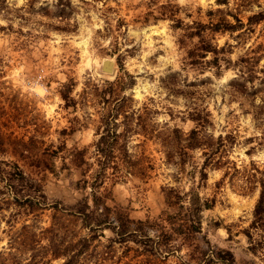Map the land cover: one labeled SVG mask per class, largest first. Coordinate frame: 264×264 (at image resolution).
Instances as JSON below:
<instances>
[{"label": "rangeland", "instance_id": "obj_1", "mask_svg": "<svg viewBox=\"0 0 264 264\" xmlns=\"http://www.w3.org/2000/svg\"><path fill=\"white\" fill-rule=\"evenodd\" d=\"M202 41L210 42L215 53L205 52L199 58L203 63H190L186 51ZM213 56L218 65L209 61ZM103 60L109 61L110 71L101 69ZM247 70L252 83L246 86L255 89L247 98L256 103L264 95V0H0V250H7V234L22 223L44 244L41 229L50 221L47 204L24 210L3 188V176L14 171V164L39 183L48 203L58 200L66 206L81 195L74 187L79 167L60 155L76 146L85 147L89 156L105 110L94 91L108 81L114 92L132 98L130 123L137 122L138 113L147 127L186 131L195 125L188 114L199 110L212 136L234 134L223 157L237 167L253 161L261 168L264 127L255 126L250 112L243 111L246 102L229 93V81L241 71L245 77ZM62 91L72 104L64 103ZM143 134H132L128 145L150 166L149 176L107 178L101 189L107 204L119 206L132 219L155 217L173 209L164 202L165 184L184 190L192 184L199 196L214 199L211 208L201 211L199 231L177 241L175 250L157 256L155 263L174 264L194 246L209 243L221 253L228 250L235 264H264V251H250L245 234L257 190L240 192L228 177L220 179L222 171L214 167H206L201 180L197 173L192 181L183 174L174 180L160 147ZM60 140L64 151L49 156ZM188 152L196 164L203 159L197 148ZM21 182L11 180L18 193L29 192ZM251 231L255 239L263 235L259 229ZM114 247L120 253L116 243ZM40 255L46 262L37 264L63 261L50 258L46 250Z\"/></svg>", "mask_w": 264, "mask_h": 264}, {"label": "trees", "instance_id": "obj_2", "mask_svg": "<svg viewBox=\"0 0 264 264\" xmlns=\"http://www.w3.org/2000/svg\"><path fill=\"white\" fill-rule=\"evenodd\" d=\"M173 19L180 22L178 18ZM195 31L194 33L199 35L200 30ZM197 46L186 51L189 59L192 57L190 63H203L206 60L199 58H203L205 52L215 53V47L211 46L210 42L202 41ZM195 55L198 58H195ZM209 61L216 63V57L213 56ZM242 61L247 62V59ZM241 73L229 81V93L246 102L248 107L243 111L250 112L256 122L255 126L260 124L264 127V95L256 103L247 98L255 94L252 84L246 86L245 83L247 81L252 83V74L251 70H247L248 74H245V77ZM113 84L108 81L104 87L96 90V94L94 91L96 102L105 110L100 116L98 135L92 143L89 156L85 155V147L76 146L66 149L65 155H60L63 159L67 157V162L79 167L80 170V177L74 180V187L81 189L82 193L74 202L66 206L58 200L48 203L39 183L26 177L16 164L14 171H7L3 176L6 179L3 181V188L14 195L18 206L32 211L39 208V205L47 204L51 208V213L49 224L41 229L45 243L40 244L41 238H35L30 225L22 223L7 234V250H0V264L46 262L40 255L45 250L50 258L62 257L61 264H156L157 256L174 251L180 241L199 231L201 211L211 208L214 199L199 196L192 184L185 190L170 184L161 186L166 207L173 209H164L155 217L132 219L119 206L105 202V194L101 189L107 178L149 176L146 167L150 166L144 164L143 157L136 154L128 145L129 137L138 133H144L143 135L157 143L163 152L164 162L170 165L176 174L173 176L174 180L183 174L192 181L194 173H197L201 180L206 177L204 169L214 167L221 169L220 179L228 177L231 185L240 192L257 190L245 234L250 251L254 253L257 247L264 251V164L259 168L255 162L250 161L248 165L237 167L232 160L223 157L221 152L224 153L234 142V134L227 131L212 136L205 131L204 122H207V118L199 110L188 114L195 125L186 131L176 126L164 130L147 127L138 113L135 117L137 122L130 123L134 111L132 98L121 93V90L114 92ZM69 85L70 83L65 87H70ZM166 86L172 91L173 84L168 83ZM249 87L251 89L248 90ZM61 96L66 105L73 101L67 91H62ZM64 148V141L60 140L54 148L49 149L48 155L55 156ZM195 148L203 155L199 164L189 159L188 150ZM62 164L66 165L64 160ZM186 164H189L190 169L185 171ZM9 177L19 183L23 181L29 192L18 193L19 190H15L11 183L12 179L7 181ZM86 188L88 190L83 194ZM3 191L0 190L4 193ZM104 229H107L110 235H105ZM257 229L261 230L263 235L255 239L251 230ZM115 243L120 248L118 254L115 253ZM206 245L205 248L194 246L187 253V258L174 264H235L228 250L221 253V248L214 249L209 243ZM23 253L27 254L24 258L21 257ZM124 257L127 259L123 260Z\"/></svg>", "mask_w": 264, "mask_h": 264}, {"label": "water", "instance_id": "obj_3", "mask_svg": "<svg viewBox=\"0 0 264 264\" xmlns=\"http://www.w3.org/2000/svg\"><path fill=\"white\" fill-rule=\"evenodd\" d=\"M101 69L105 71H110V65L108 60H103L101 63Z\"/></svg>", "mask_w": 264, "mask_h": 264}]
</instances>
